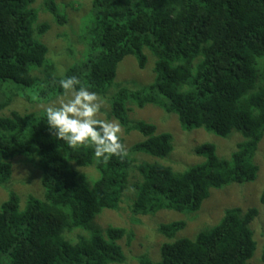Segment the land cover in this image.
Wrapping results in <instances>:
<instances>
[{"label": "trees", "instance_id": "trees-1", "mask_svg": "<svg viewBox=\"0 0 264 264\" xmlns=\"http://www.w3.org/2000/svg\"><path fill=\"white\" fill-rule=\"evenodd\" d=\"M35 1L0 0V186L11 182L15 157L36 155L44 200L30 196L22 209L20 197L11 192L2 203L0 264L125 263L120 241L133 234L124 227L103 230L95 220L106 209L120 208L133 170L141 177L133 185L136 195L129 206L135 218L162 210L194 214L213 190L257 180L254 158L264 138V0H92L95 22L90 32L96 38L83 42L81 55L76 49L82 60L62 77L75 75L82 86L105 96L126 57L134 56L140 69L148 63L145 50L155 57L150 86L120 88L111 99V116L143 140L128 153L120 136L127 155L108 160H98L92 147L73 148L57 138L46 125V114H3L11 102L1 100L7 81L42 87L40 101L63 94L61 77L49 75L41 82L31 75L32 66L47 64L49 52L36 37L49 26L35 28ZM45 5L58 25L67 24L54 0ZM129 102L176 114L186 130L204 128L221 138L237 131L244 141L230 159H221L214 144L202 145L196 153L205 162L183 172L159 163L138 164L131 154L169 156L173 136L159 133L153 124L132 122ZM88 167L98 172L92 185L80 170ZM260 202L264 206V190ZM258 215L257 208H228L217 224L195 238H177L187 227L185 221L162 224L159 233L167 240L160 261L141 256L139 264H251L258 247L251 224ZM76 229L89 233L72 241L67 233Z\"/></svg>", "mask_w": 264, "mask_h": 264}, {"label": "rangeland", "instance_id": "rangeland-1", "mask_svg": "<svg viewBox=\"0 0 264 264\" xmlns=\"http://www.w3.org/2000/svg\"><path fill=\"white\" fill-rule=\"evenodd\" d=\"M61 14L65 15L68 22L64 26L56 23L52 14L47 10L46 0H36L33 8L38 13V21L35 28L46 24L49 26L47 33L39 35L37 39L49 48L47 64L43 67H31V75L44 82L47 77H62L67 70L79 64L82 57H78L84 51V43L88 44L96 38L90 31L95 22L92 0H54ZM77 49V50H76ZM148 57L145 69H140L134 56H128L120 63L118 75L105 96L98 95L103 100L99 119L117 121L111 116V99L120 88L140 90L147 88L154 81L155 57L147 50ZM87 53V52H86ZM264 65V59L260 66ZM51 67L50 69L48 67ZM39 88H28L7 81L1 86V100L11 99L10 104L3 110V114L11 115L18 112L23 115L40 117L45 114L46 107L63 94L50 100H38ZM129 119L132 122L144 121L157 127L159 133H169L173 136L174 150L167 157H155L147 153H133L131 157L137 163H159L172 168L175 172H183L191 166L205 162V157L198 155L196 149L204 144H214L217 154L221 159H230L240 142L244 141L241 133L234 131L229 138H221L204 128L186 130L176 114L167 113L160 107L148 104L144 108L128 103ZM121 126V125H120ZM120 136L125 140L127 152L131 146L143 140L138 131L127 133L121 126ZM259 167L258 178L255 182L246 184H231L222 190H213L210 198L204 203L202 209L194 214L180 213L171 210H162L155 215L133 217L129 206L135 198L136 191L133 185L141 178L137 171H132L130 187L124 195L118 210H104L96 217L98 227L106 230L108 227H124L133 234L132 239L125 237L120 244L123 246L127 261L123 264H139L141 256H148L152 261L161 259V245L167 240L159 233L162 224H170L175 221H185L187 227L177 235L180 237L195 238L197 233L206 227L217 224L223 217L225 210L231 207H241L244 210L257 208L258 217L251 224L254 238L258 247L253 259L255 264H261L260 258L264 251V206L260 202L264 190V138L259 145L254 158ZM13 177L8 186H0V206L10 198V193L15 192L21 200L22 209L26 205L28 197L33 196L44 200V188L42 186V169L38 157L18 156L13 159ZM90 185L98 178L95 167L80 169ZM87 230L76 229L67 233V237L75 241L79 235H88ZM252 260V259H251ZM250 260L251 264H254Z\"/></svg>", "mask_w": 264, "mask_h": 264}, {"label": "clouds", "instance_id": "clouds-1", "mask_svg": "<svg viewBox=\"0 0 264 264\" xmlns=\"http://www.w3.org/2000/svg\"><path fill=\"white\" fill-rule=\"evenodd\" d=\"M58 83L63 96L45 109L48 129L73 148L92 147L98 160L126 156L119 122L98 118L103 100L97 93L82 86L75 75L61 77Z\"/></svg>", "mask_w": 264, "mask_h": 264}]
</instances>
